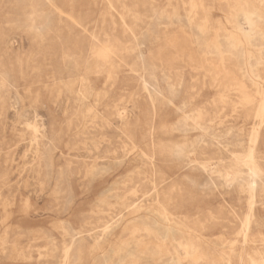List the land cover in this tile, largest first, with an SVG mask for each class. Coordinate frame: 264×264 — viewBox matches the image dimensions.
Wrapping results in <instances>:
<instances>
[{
    "label": "rangeland",
    "instance_id": "374dc122",
    "mask_svg": "<svg viewBox=\"0 0 264 264\" xmlns=\"http://www.w3.org/2000/svg\"><path fill=\"white\" fill-rule=\"evenodd\" d=\"M263 95L264 0H0V264H264Z\"/></svg>",
    "mask_w": 264,
    "mask_h": 264
},
{
    "label": "bare ground",
    "instance_id": "6f19581e",
    "mask_svg": "<svg viewBox=\"0 0 264 264\" xmlns=\"http://www.w3.org/2000/svg\"><path fill=\"white\" fill-rule=\"evenodd\" d=\"M195 3H197V2H195ZM191 4V3H190ZM200 6V5H199ZM199 6H198V8H199ZM194 7V6H193ZM196 8V7H195ZM191 10V9H190ZM194 10V9H193ZM34 11V10H33ZM211 12V11H210ZM247 14V13H246ZM18 16V15H17ZM232 16V15H231ZM236 16V14L235 15H233L232 17H235ZM45 19V18H44ZM246 19H247V21L248 22H251V20H250V17H246ZM18 21V20H17ZM125 21V20H124ZM204 21H205V19H204ZM87 23V22H86ZM184 23V22H183ZM29 28V27H28ZM181 28V27H180ZM183 29V28H182ZM220 31V30H219ZM188 33V32H187ZM221 33V32H220ZM219 33V34H220ZM225 34V33H224ZM194 37V36H193ZM180 39V38H179ZM194 39V38H193ZM192 39V40H193ZM217 39H218V37H217ZM234 39H235V37H234ZM226 41V40H225ZM232 43V42H231ZM221 45V44H220ZM219 45V46H220ZM255 46V45H254ZM256 47V46H255ZM220 48V47H219ZM230 48V47H229ZM232 48V47H231ZM65 50V49H64ZM219 50V49H218ZM257 51H258V49H257ZM64 52V51H63ZM213 52V51H212ZM227 52V51H226ZM61 53V52H60ZM215 53V52H214ZM224 53V52H223ZM230 53V52H229ZM246 54V53H245ZM244 56V55H243ZM63 57V56H62ZM66 57V56H65ZM257 57V56H256ZM66 59V58H65ZM256 59V58H255ZM64 60V59H63ZM245 60V59H244ZM70 61V60H69ZM248 61V60H247ZM65 68V67H64ZM224 69H226V68H224ZM228 69V68H227ZM69 70V69H68ZM229 70V69H228ZM221 71H222V69H221ZM220 71V72H221ZM228 73H230V71L228 72ZM226 74V73H225ZM87 76V75H86ZM217 76H218V72H217ZM227 76V75H226ZM231 76V75H230ZM231 77H233V74H232V76ZM257 77V76H256ZM4 79V78H3ZM86 79V78H85ZM222 79V78H221ZM224 79H225V77H224ZM85 81V80H84ZM235 81V80H234ZM257 81V80H256ZM260 103H261V109H262V104L264 105V95H263V97H261V99H260ZM262 112H264V108H263V110L262 111H259V115H257V116H259L260 117V122H259V124L256 126V127H254L253 128V136H254V143L258 140V137H259V133H260V126H261V124L264 122V117H263V115L264 114H261ZM258 113V112H257ZM258 119V118H257ZM251 135V134H250ZM252 136V137H253ZM253 140V139H252ZM253 143V144H254ZM256 153V152H255ZM249 155H248V157H249V159H250V161H252V164H251V167H248V169L250 168V170L253 172H251L252 174H254V172L256 171V167H255V164H254V151H253V149L251 148L250 149V151H249V153H248ZM258 156V155H257ZM257 158V157H256ZM229 176V175H228ZM249 176H250V174H249ZM251 180V179H250ZM253 182V181H252ZM252 185V184H251ZM253 187V186H252ZM154 189V188H153ZM246 219V218H245ZM243 226V225H242ZM240 229V228H239ZM242 230V229H241ZM253 232V231H252ZM243 234H242V237H243V240L245 241V243L247 242V241H249L250 240V237H249V231H248V228L247 227H245L244 228V231L242 232ZM176 236V235H175ZM236 236V235H235ZM240 236V235H239ZM255 238V237H254ZM253 240V239H252ZM231 244V243H230ZM253 244V243H252ZM258 244V243H257ZM242 247V246H241ZM252 248V247H251ZM229 251H230V249H229ZM242 251V250H241ZM231 252V251H230ZM223 257V256H222ZM237 257V256H236ZM239 259H240V262H241V264L243 263V256H242V253L240 254V256H239ZM228 262V261H227ZM225 264V263H224ZM230 264H232V263H230ZM234 264V263H233Z\"/></svg>",
    "mask_w": 264,
    "mask_h": 264
}]
</instances>
